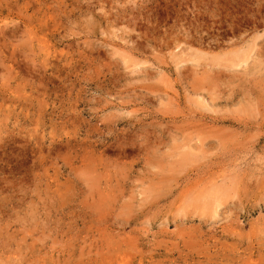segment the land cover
Masks as SVG:
<instances>
[{"label": "rangeland", "instance_id": "obj_1", "mask_svg": "<svg viewBox=\"0 0 264 264\" xmlns=\"http://www.w3.org/2000/svg\"><path fill=\"white\" fill-rule=\"evenodd\" d=\"M0 264H264V0H0Z\"/></svg>", "mask_w": 264, "mask_h": 264}]
</instances>
